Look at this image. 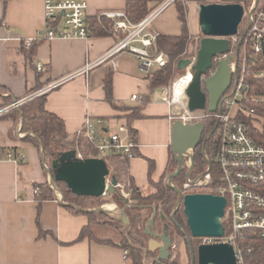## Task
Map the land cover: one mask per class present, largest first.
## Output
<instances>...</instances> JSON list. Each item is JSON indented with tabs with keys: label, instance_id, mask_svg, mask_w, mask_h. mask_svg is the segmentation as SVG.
Listing matches in <instances>:
<instances>
[{
	"label": "crops",
	"instance_id": "obj_1",
	"mask_svg": "<svg viewBox=\"0 0 264 264\" xmlns=\"http://www.w3.org/2000/svg\"><path fill=\"white\" fill-rule=\"evenodd\" d=\"M87 1L88 16L124 12L127 3ZM161 1L150 0L149 4L157 7ZM44 3L45 0H8L5 4L0 0V108L62 79L59 86L47 92L46 107L65 120L71 137L84 133L87 116L114 120L107 123L111 130L117 120L125 121L120 117L125 110L112 106L106 97L105 79L111 75L112 98L119 107L148 99L144 116L132 122L143 156L132 157L130 173L144 195L153 193L147 158L155 161L152 179L157 181L166 174L171 157V117L176 110L166 101L171 86L151 89L149 75L154 69L147 71L132 53L120 52L100 61L120 41L118 32L92 33L88 38L37 39L45 23ZM151 28L161 34H181L176 4L168 6ZM30 38L37 44L34 62L24 52L25 41ZM38 63L43 64L42 71ZM88 64L92 66L86 70ZM136 93L140 101L130 99ZM21 127V116L18 122L0 117V264H128L123 248L88 237L79 239L88 223L86 214L74 212L59 197L38 201L35 183L48 181V173L41 151L24 141ZM10 153L13 157H9ZM19 155L24 156L23 160L16 159ZM150 186L152 191L146 193Z\"/></svg>",
	"mask_w": 264,
	"mask_h": 264
},
{
	"label": "built area",
	"instance_id": "obj_2",
	"mask_svg": "<svg viewBox=\"0 0 264 264\" xmlns=\"http://www.w3.org/2000/svg\"><path fill=\"white\" fill-rule=\"evenodd\" d=\"M177 0H162L142 20L134 22L124 12L106 11L103 14L113 20L114 31L121 34V39L102 56L100 61L113 58L120 52H129L135 55L143 67L151 69L163 68L169 63V57L163 50L158 49L157 41L160 32L152 30L155 19L171 4ZM187 2L188 0H181ZM228 2H240L244 6V17L236 35L228 37L230 50L213 59L214 66L203 76V80L212 75L220 60L230 56V70L232 82L223 95L218 109L210 112L208 108L190 111L186 87L182 89L181 96L185 98L178 102L175 93L177 79L168 92L166 101L176 107L172 119L182 120L185 123L204 122L205 132L202 137V158L204 170L195 174V149L184 154L183 166L187 168L186 181L181 189L183 195L191 190H212L217 195L227 198L225 215L229 216V227L225 225L223 236L201 237L199 244L230 243L234 246L237 264H246L243 243L250 234H258L264 237V143L258 141L251 133V125L256 126L254 120L258 118L255 108L264 101V97L253 94L250 76L264 77V70H253L259 54L264 52V0H232ZM45 23L38 34L37 39L51 40L54 38H88L91 31L87 22V0H45ZM35 39L25 41L26 47L32 45ZM194 58L193 60H195ZM252 62V63H251ZM113 66L116 63L112 61ZM86 66V70L91 68ZM37 68L42 71L43 64L38 63ZM193 70L188 68L185 72ZM183 74V75H185ZM180 77V76H179ZM193 78V76H192ZM62 79L54 80L46 86L16 99L0 108V117L14 109L20 108L24 103L33 98L49 92L59 86ZM131 100L140 101L139 94L131 95ZM214 120L215 127L208 128L206 121ZM249 120V121H248ZM264 120V117L262 119ZM21 134V133H20ZM87 140L98 149L97 157L107 156L110 153H124L133 156V149L138 144L134 140L133 133L126 121L117 123V126L109 130L104 117L87 116L84 122V133ZM213 144V152L208 153V143ZM77 156L85 158L77 151ZM9 157H13L10 153ZM24 156L16 157L23 160ZM105 158V157H104ZM48 171V182L61 201L63 194L57 191L55 182L51 177L50 166L45 163ZM123 196L129 199L119 183ZM223 217V218H224ZM222 218V221H223ZM176 244L173 243L172 248Z\"/></svg>",
	"mask_w": 264,
	"mask_h": 264
},
{
	"label": "trees",
	"instance_id": "obj_3",
	"mask_svg": "<svg viewBox=\"0 0 264 264\" xmlns=\"http://www.w3.org/2000/svg\"><path fill=\"white\" fill-rule=\"evenodd\" d=\"M7 4L8 0H4ZM209 2L206 0H201ZM232 0H222V2H228ZM150 0H127L124 14L134 22L142 20L153 8L149 4ZM178 9V16L182 24V32L178 35H166L160 34L157 41L158 49L163 50L169 57V63L163 68L154 69L149 75L150 88L169 85L172 78L181 70L177 68L180 59L184 58L189 52V46L194 41L193 35L188 28V8L183 4L181 0L175 2ZM87 22L91 34L96 35H108L114 31L113 20L105 15L88 16ZM34 41L31 46L25 47L24 52L28 59L34 62V53L36 52L37 44ZM186 54V55H185ZM252 63V62H251ZM253 70H264V52L259 54L256 58V62L252 67ZM185 70V69H183ZM250 82L252 86V93L264 97V77L250 76ZM38 90V89H37ZM105 90L107 100L115 108H121L125 110V113L120 115L121 118H125L126 123L129 125L131 132L133 133L134 140L138 144V131L132 126V122L135 119L142 118V113L148 99L144 97L140 104L134 106L119 107L112 98V80L111 75H108L105 79ZM32 93V92H31ZM47 93L39 95L32 100L24 103L20 108L14 109L2 117H10L14 121L18 122L19 117L22 118L21 130L25 132L23 137L24 141L34 144L42 153L43 165L47 163L53 172V161L60 156L63 151L74 148L81 152L84 157L98 156L99 151L95 145L87 140L83 133L71 137L66 129L65 120L58 114L50 111L46 107ZM259 115H264V101L255 106ZM249 121V120H248ZM215 121L209 119L206 121L207 127L211 126V129L215 127ZM251 133L260 142L264 143V133H262L258 127L251 125ZM208 153L213 152V144L210 142L206 147ZM198 153L202 157V146L198 145L195 148V174L203 171L204 164L203 158L200 164L197 163ZM142 155L139 151V145L134 147L133 156ZM143 156V155H142ZM124 153H110L105 159L108 162L109 167L113 168V173L118 177L119 182L125 178L127 181L128 192L130 193V199L123 196L119 188H116L111 196L107 198L112 204L120 208H125L127 217L130 219L129 226L133 227L126 235H119L117 241L112 237L107 222L102 223L100 215L108 216L105 212L100 211H88L87 200L95 199L99 197L82 196L73 193L67 184L62 181H55L58 188L63 193L64 203L70 207L76 213H84L88 216L87 225L81 230L79 239L85 237L94 239L98 242L114 244L126 251V260L128 264H146V261L150 259L151 264H167L169 260L157 261L158 252H151L147 250L148 244L146 242L145 229L149 225V221L157 211L155 223L153 228L162 232L164 224H168L170 227V233L174 239L177 235L183 239L189 252L191 253L188 238L186 232L189 231L187 225L186 216L183 211V205L180 204V195L174 186L182 189L185 181L180 176L187 175V168L183 166L182 171L173 179H167L171 173H173L178 165V162L171 150V157L166 169V174L159 180L152 179V173L155 170V161L151 158L148 159L149 163V178L150 183L155 187V191L149 195H144L140 189V186L136 183L134 177L130 173V160L132 159ZM202 169H199V167ZM45 168V167H44ZM46 173L48 171L45 169ZM185 179V178H184ZM182 182V183H181ZM36 198L39 202L46 199H56L57 196L54 190L50 187L47 181L42 183H35ZM190 192H204V190H192ZM210 192H213L210 190ZM105 197V196H104ZM131 202V203H130ZM162 214L166 219H162ZM114 218V217H112ZM122 222V221H121ZM135 228V229H134ZM172 230V231H171ZM144 232V236L142 235ZM43 232V231H42ZM44 234V233H42ZM191 242L194 248L197 245L194 243V239L191 237ZM131 241V242H130ZM148 241V240H147ZM246 264H264V237L258 234H250L248 239L243 243ZM173 248H171V251ZM172 260V259H171ZM192 264V259H191Z\"/></svg>",
	"mask_w": 264,
	"mask_h": 264
},
{
	"label": "water",
	"instance_id": "obj_4",
	"mask_svg": "<svg viewBox=\"0 0 264 264\" xmlns=\"http://www.w3.org/2000/svg\"><path fill=\"white\" fill-rule=\"evenodd\" d=\"M199 5V24L203 37L195 60L182 58L178 62L179 70L191 68L193 78L186 89L188 108L190 111L206 109L215 112L220 101L232 82L230 56L220 60L215 72L203 80V76L214 66L213 59L230 50L228 37L239 32V26L244 17V6L240 2H222V0H206ZM202 121L185 123L180 119L172 126V152L178 162L176 171L168 179L173 180L183 168L184 154L195 149L202 142L205 132ZM194 161V156H192ZM51 177L62 181L69 189L82 196L109 198L119 185L118 177L111 175L108 162L104 157L77 156L74 148L63 151L53 161ZM180 195V204L186 216L189 231L186 232L191 250L192 264H237L235 248L230 243L200 244L197 248L191 242V237L223 236L225 225L222 218L225 215L227 198L210 192H189L183 195L181 189L174 186ZM127 205L128 200L126 201ZM115 207L112 211L105 208L90 211L107 212L118 217L124 224H129L125 208ZM157 211L149 221L145 234L149 235L147 250L158 252L157 261L169 260L174 239L170 227L164 224L163 231H156L153 226ZM163 220L166 219L162 214Z\"/></svg>",
	"mask_w": 264,
	"mask_h": 264
},
{
	"label": "rangeland",
	"instance_id": "obj_5",
	"mask_svg": "<svg viewBox=\"0 0 264 264\" xmlns=\"http://www.w3.org/2000/svg\"><path fill=\"white\" fill-rule=\"evenodd\" d=\"M204 1H201V0H188L187 2H184L182 1L183 4L187 5V8H188V28H189V31L192 33L193 35V40L194 41L192 44H190L189 46V52L188 54L184 57V58H190V59H194L196 58L197 56V52H198V49L200 47V39L203 37V34L201 33L200 31V24H199V5L200 3H202ZM187 70V69H186ZM186 70H181L179 71L173 78L172 80L170 81V84L169 85H166L168 87L172 86V84L174 83V81L176 80V78H178L179 76L185 74ZM171 95V92L169 93ZM131 99V98H130ZM137 103H125V105H129V106H133V105H136ZM148 104V103H147ZM146 104V105H147ZM262 117H264V115H258V118L256 117V119L254 120L255 124H256V127L259 128V130L264 133V120H260L262 119ZM114 120L112 119H109L106 121V124L107 123H113ZM119 122H122L121 120L120 121H116V123H119ZM211 126H209L210 128ZM20 133L22 135H25V132H23L22 130H20ZM103 157H106V156H103ZM201 155L198 153L197 155V163L200 164L201 162ZM178 166V165H177ZM199 167V165H198ZM110 170H111V175H114L113 173V168L109 167ZM177 169V167H176ZM175 169V171H176ZM199 169H202L199 167ZM204 170V168H203ZM201 172V171H200ZM181 178L185 181L186 180V176L185 175H181L180 176V180ZM185 178V179H184ZM168 179V178H167ZM149 181V180H148ZM48 182V181H47ZM49 183V182H48ZM120 184H122L124 190L126 192H128V186H127V181L126 179L124 178L123 179V182L120 181L119 182ZM182 183V182H181ZM55 186L57 188V191L61 192V189L58 188L57 184L55 183ZM120 189L121 191V187H117ZM180 189V188H179ZM152 189H151V186L149 188L148 191H146V193H149L151 192ZM192 191V190H191ZM55 193V192H54ZM62 193V192H61ZM122 193V192H121ZM56 194V193H55ZM63 194V193H62ZM123 194V193H122ZM130 194V193H129ZM57 196V194H56ZM64 197V196H63ZM125 197V196H124ZM130 195H129V199H130ZM131 203V202H130ZM112 203L104 196L102 197H99L97 200L95 199H89L87 200V203L86 205L88 206L87 210L90 211V210H93V209H99V208H104L108 205H111ZM118 207V206H117ZM108 211V210H107ZM108 216L104 217L102 215H100V221L102 223H105L107 222V224H110L111 226H108L109 230L111 231V235L112 237H114V239L117 241V237H118V234L119 235H126L127 236V233L130 231V230H133V227L129 226L128 224H124L123 222H121V220L114 216L113 214H109L107 212H105ZM114 217V218H112ZM166 222H168V219H166ZM223 223H225V225L227 226V228L229 227V216L228 214H226V216L223 218ZM135 229V228H134ZM172 231V230H171ZM142 235L144 236V232L142 231ZM145 238L147 240H149L150 236L149 235H146ZM194 240V243L197 245L199 244L200 240H201V237H192ZM119 239V237H118ZM146 240L147 244H148V241ZM131 242V241H130ZM174 243L176 244V247L173 248V250L171 251L172 252V260L170 259V261L167 263V264H191V253L189 252V249L187 247V244L186 242L181 239V237L179 236H175L174 237ZM193 244V243H192ZM197 248V247H196ZM151 260L148 259L146 261V264H151L150 262Z\"/></svg>",
	"mask_w": 264,
	"mask_h": 264
},
{
	"label": "bare ground",
	"instance_id": "obj_6",
	"mask_svg": "<svg viewBox=\"0 0 264 264\" xmlns=\"http://www.w3.org/2000/svg\"><path fill=\"white\" fill-rule=\"evenodd\" d=\"M193 73L191 71H189L188 73H186L185 75H181L180 77L176 78V85H175V93H176V98L178 102H181L185 96H181L183 91L182 89H184L186 87V85L188 84V82L192 79ZM115 205L111 204L108 205L106 207H104L106 210L108 211H112L113 209H115Z\"/></svg>",
	"mask_w": 264,
	"mask_h": 264
}]
</instances>
